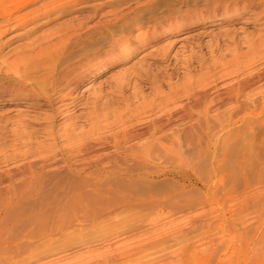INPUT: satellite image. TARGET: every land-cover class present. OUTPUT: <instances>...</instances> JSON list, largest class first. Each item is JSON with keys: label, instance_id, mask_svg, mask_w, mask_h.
<instances>
[{"label": "rangeland", "instance_id": "obj_1", "mask_svg": "<svg viewBox=\"0 0 264 264\" xmlns=\"http://www.w3.org/2000/svg\"><path fill=\"white\" fill-rule=\"evenodd\" d=\"M12 1L3 3L4 7H0V29L11 27L7 34H2L0 38V45L5 44L2 53H7L8 60L27 45L29 48L32 42L36 44L32 46L37 48L47 39L55 42L64 38L67 32L71 34L73 31L74 34L82 33V41L66 48V63L85 56L90 58L106 50V47L109 48V43L115 40H122L123 46L130 43L129 58L116 61V64L106 67L102 73H94L77 88L74 94L81 96L85 106L70 108L66 113H59L60 115L57 114L52 119L45 118L50 116V107L47 105L27 108L23 106V102L20 105H12L0 98V116L22 112L18 119L24 121L23 125H27L21 128L25 127L24 131L27 129L26 131L34 132L33 137L36 140L44 138L47 142L50 140L43 135H47L49 130L53 128L62 132L66 127H70L72 122L76 131H89V118L94 108L92 98L100 92L101 99L96 103L99 115L96 124L102 134H110L118 128L112 122L117 112L137 107L144 103V100L149 102L156 94H168L201 75H208L211 83L218 86L232 82L237 77L229 75L221 78L220 64L228 62L234 55L247 53L248 40L264 37V17H254L247 9L236 15L201 16L211 0ZM20 14L25 16L21 17ZM9 15H12V20L10 25L6 26L5 18ZM185 15L191 16L192 24L183 29L163 33L161 38L136 44L138 35L147 34L145 29L152 31L160 23H167ZM134 37L136 38L133 40ZM156 56L159 57L155 58ZM143 65L145 68H141L144 69L141 71L139 67ZM213 67L218 70L212 71ZM139 70L140 73L137 74L136 71ZM143 72L147 75L142 74ZM119 75L126 76L125 79L129 82L123 92L125 96L119 95L114 87V81H117ZM0 80L2 82L9 79L0 76ZM181 98L183 99V96ZM38 101L44 102L43 99ZM126 104H129V107L123 110ZM149 109L138 111L142 110L140 112L144 117L154 116L156 108ZM8 128L0 126V134L2 132L1 135L5 136L0 135L1 140H12V128L8 132L5 131ZM181 130L180 154L182 153L183 159L192 162L197 185H188L171 174H162L175 170L173 160L159 164L147 163L144 166L126 161L118 155L110 164V169L116 171L129 167L136 175L129 179H121L116 174L99 177L98 181L95 179L96 182H104L102 185L105 189V193L96 195L97 197L82 191L89 182L93 183L91 180L84 183L79 176L66 168L57 176L51 177L47 184V194L38 195L29 206L20 211L19 226L32 228L36 232L37 237L33 241H38L34 243L36 247L45 243L42 249L38 246L39 249L36 250L35 247V264H264V125H257L252 130L242 128L240 131L214 129L209 135L208 145H203L202 148L196 144L194 131L193 133L185 126ZM249 139H252V144L248 143ZM1 145L0 143V148ZM56 145L59 148L70 146L62 139H59ZM232 145L233 147H230ZM57 146L54 150L58 149ZM212 157L214 160H211ZM214 165L220 167L217 174L213 172ZM143 170L144 176L137 174ZM205 181H209L210 185L204 190L200 185ZM79 190L81 192H73ZM43 228L48 230V236L51 237L50 239L47 236V243L42 236H38Z\"/></svg>", "mask_w": 264, "mask_h": 264}, {"label": "bare ground", "instance_id": "obj_2", "mask_svg": "<svg viewBox=\"0 0 264 264\" xmlns=\"http://www.w3.org/2000/svg\"><path fill=\"white\" fill-rule=\"evenodd\" d=\"M9 1L10 0H0V7H4L5 4L3 3H7ZM16 2L17 1H14V3ZM23 4L25 3L23 2ZM244 9L249 10L251 12L250 15L254 17H264V0H211L208 2V5L204 11L199 12H202L200 14L201 16L207 15L208 17H215L219 14H240V12ZM186 13H188V11ZM24 16L25 14L23 16L21 15V17ZM29 16H31L30 13ZM11 17L12 15H9V17L7 16V18H5L6 26L10 25V20H12ZM23 20H26V18H23ZM190 21L191 16L185 15L179 19H175L167 23H160L159 25H156L155 22L156 27L154 30L152 29V31H148L145 29L144 31H147V34L144 31H141L142 33L144 32L145 35H138L137 38L134 37L133 40L136 38V44H143V42L145 43L148 40L159 38L163 33L170 31L172 32L177 29H183L191 23ZM203 21H205V19ZM95 27L98 28V26ZM10 29L9 27L0 29V38L2 34H5ZM86 29L87 28L84 30ZM74 33V31L73 33L71 32V34H68L67 32L64 38L59 36L61 39L56 40L55 42L51 39L48 41L47 39L43 45L39 44L37 48L32 46L35 44V42H32L29 48H27V45L24 48L25 50L21 48L23 50L19 53L18 51L16 54L13 53L14 57H12L11 60H8V56L6 55L7 53H2V47L5 44L3 46L0 45V76L9 79L0 82V98L2 97V101L4 100V102H10L12 105H20V103L23 102V106L27 108H34L38 105H47L50 107V116H48L49 114L47 115L49 111L46 109L48 111L46 112L48 117L45 118L50 117L54 119L59 113H66L70 108L74 109L77 106L85 104L82 102L81 96L74 93L77 88L89 80V78L94 73H102L105 71L106 67L111 66L113 63L121 60L122 58H129L128 56L131 54V49L129 48L130 43L123 46L122 40H115V42L112 40L113 42L109 43V48L106 47V50L94 55L97 57V59L91 55L92 57L90 58L85 56L66 63L64 61L65 54L68 52L67 51L65 53V51L68 50L66 48L73 44L77 45L82 41V33ZM227 35L228 34H226V36ZM117 36L118 35H116V37ZM247 38L248 37L246 36L245 39ZM39 40H41L40 37ZM126 41H129V39H126ZM126 41H124V43ZM36 42L39 43L38 41ZM247 42V53L243 55H234L231 60L224 64H220V67L218 66L219 70H221V78L229 75L237 77L232 82H228L227 84L223 83V85L220 84L221 86H218L216 83H211V81L208 79V75H201V77L199 76V78H196L194 81H190L187 84H185V82L183 85L181 84V88L173 89L168 94H156L155 98L149 102L142 100L144 103L137 107H133L130 110H126L129 107V104H126L123 108V110H126L125 112H117V114H115V118L112 122H114L118 128L113 132L111 131L112 133L109 132L110 134H102L99 130V126L96 124L97 120L99 119V115L96 111V103L101 99V92H98L99 94H96L94 98H92V104L94 108L92 107L93 113L89 118L91 124V127L88 128V130L90 129L89 131L84 132L80 131V129H78L79 131H76L77 129L75 124L72 122V125L70 127H66L62 132H58L53 128L49 130L47 135H43L50 140L48 142L44 138H41L43 140H36L33 137L34 132L32 133L31 131H26L27 129L24 131L23 129L25 127L21 128V126L27 125V123H24L25 125H23L24 121L18 119L21 117L22 112L14 115L7 113L0 116V126L4 128L12 126V129L10 128L11 130L9 128L7 130L5 129L7 132L9 130L11 131L12 140L8 139L9 141H6L3 140V138L2 140L0 139V143L2 144V148H0V264H35L37 260L34 251L36 248V250L39 249V245L36 247V244L34 243H37L38 241H33L37 235L32 228H24L19 226L20 211L22 212L25 207L29 206L33 199H35L38 195H46L48 192L47 184L49 180L51 177L57 176V174L64 168L79 176L81 181L84 183L87 180H91L93 183L89 182L87 185H85L82 191L87 192V194H92L93 196L95 195L94 197L105 193L104 186L102 185L104 182H100L101 184L96 182L98 181L97 179L99 177L112 176L116 174L121 179H129L135 174L129 167H122L116 171L110 169L109 166L117 158V155L123 157L126 161H133L144 166L147 165V163L159 164L161 162H165L166 160H168V162L169 160H173L172 163L175 166V170L170 172H162V174H171L179 181L187 182L188 185H197L193 175L194 168L191 164L192 162H190L189 159H183L184 157H181L182 153L180 154V135L182 133L181 129L184 126L188 127L190 131H194L196 133V144L199 146V148H202L203 145H208L207 142L209 141V135L214 129L219 131L235 129L238 131L242 128H248L252 130L257 125H264V37H259V39L253 38ZM76 54H78V52ZM158 57L159 56H156L155 58ZM141 68H145L144 65L139 67L140 70ZM213 68L214 70L212 71L218 70L217 67ZM94 69L99 70L98 72H94L96 71ZM140 70L139 72L136 71V73L139 74ZM141 71H144V69ZM145 73L146 72H143L142 74ZM125 78L126 76L119 75L117 81H114L116 82L114 87L118 90L119 95L124 94L123 92H125V86L127 83H129L128 79L126 80ZM129 78H131L130 75ZM140 94L141 92L139 95ZM182 96L183 99L181 98ZM38 99H43L44 102H40ZM143 108H156V113L153 114L154 116L151 115L152 117H144L140 112L143 110ZM138 109L142 110L138 111ZM23 118L25 119L26 117ZM10 123L13 124L8 126ZM219 133L221 134V132ZM247 133L248 132H246V134ZM59 139L60 141L61 139L64 140V142L66 141L70 146H62L59 148L56 145L58 144ZM248 143L252 144V139H249ZM55 146L58 147V149L56 148L57 150H54ZM230 147H233V145ZM220 154L222 155V153ZM211 160H214V158ZM211 160L210 163L212 164L213 162ZM120 164H122V162H120ZM193 165H195V162ZM213 172L216 174L219 173L220 167L214 165ZM144 173L145 170L137 174H143L142 176H144ZM208 184L210 185V182L205 181L201 183L200 188L205 190L207 189L206 187ZM73 192L78 193L81 191L79 190ZM81 207L83 206L81 205ZM61 215H63V213ZM28 220L25 219V221ZM22 223L24 224V222ZM35 229L37 230L36 226ZM48 233V230L43 228L42 232H40V235L38 236H42L44 242L47 243L49 240L48 237H50V235L48 236ZM44 244H42V246H44ZM42 246L40 245L39 247L42 249ZM44 255L45 254L43 253V256Z\"/></svg>", "mask_w": 264, "mask_h": 264}]
</instances>
